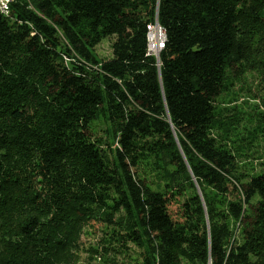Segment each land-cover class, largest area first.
<instances>
[{
    "label": "trees",
    "instance_id": "1",
    "mask_svg": "<svg viewBox=\"0 0 264 264\" xmlns=\"http://www.w3.org/2000/svg\"><path fill=\"white\" fill-rule=\"evenodd\" d=\"M11 8V18L0 15V264H73L95 213L116 227L103 248L134 264H225L240 202L227 184L244 179L260 209L231 264H264V158L257 173L234 162L246 139L225 135L231 109L217 107L238 70L264 86V0H14ZM155 15L166 32L158 61L145 40ZM54 26L85 63H63L59 53L74 58ZM123 28L134 34L130 52L89 70L91 39ZM197 142L231 164H215ZM130 166L153 179L140 204Z\"/></svg>",
    "mask_w": 264,
    "mask_h": 264
},
{
    "label": "rangeland",
    "instance_id": "2",
    "mask_svg": "<svg viewBox=\"0 0 264 264\" xmlns=\"http://www.w3.org/2000/svg\"><path fill=\"white\" fill-rule=\"evenodd\" d=\"M54 28L61 38L62 47L67 48L74 58V60H71L63 53H59L63 63L69 67L77 62L85 63L76 55L69 42L64 39L67 30L56 26ZM133 41V32L126 28L118 29L114 33L103 37H93L91 42L94 46L90 51L93 57L89 62H86V67L89 70H98L100 67L106 66L110 61L128 54ZM62 51L64 52V50ZM237 73L238 75L233 74L231 79L234 86L228 94H223L218 98L217 107L218 109H231V116L229 118L226 116V123L224 124L225 135L232 138L230 136L232 133V135H238L239 138L246 139V141L242 140L238 144L239 157H236L234 162L245 165L248 170L253 167L254 170L251 171L257 173L260 160L264 158V137L259 133L264 132V86H261V83L254 77L255 74L252 72L238 70ZM227 139L224 138V140ZM196 146L203 156H211L215 164L225 167L231 164L228 155L223 159L222 156L213 152L212 146L205 142H197ZM126 179L133 197L140 204L141 190L142 192L145 191L144 186L149 185L153 179L146 178L144 173L134 166H130L126 172ZM143 184L144 186H142ZM227 187L233 191L240 201L232 209L234 213L232 216L234 218L233 234L229 239L228 258L227 262H225V264H231L244 245L243 231L248 230L250 227L256 213L260 209V202L248 179L242 180L240 184H227ZM176 209L177 206L172 201L167 207L168 216L175 218ZM112 229H116V227L111 216L100 213L90 215L82 231V250L73 264H134L130 254H123L117 251L108 252V250L103 248L104 242L108 239Z\"/></svg>",
    "mask_w": 264,
    "mask_h": 264
},
{
    "label": "built area",
    "instance_id": "3",
    "mask_svg": "<svg viewBox=\"0 0 264 264\" xmlns=\"http://www.w3.org/2000/svg\"><path fill=\"white\" fill-rule=\"evenodd\" d=\"M13 2L14 0H0V15L11 18ZM145 29L146 54L158 60L160 52L165 48V29L159 24L157 15L146 24Z\"/></svg>",
    "mask_w": 264,
    "mask_h": 264
}]
</instances>
